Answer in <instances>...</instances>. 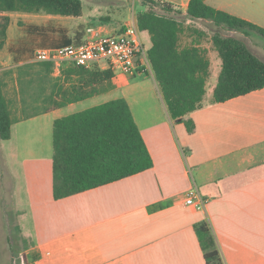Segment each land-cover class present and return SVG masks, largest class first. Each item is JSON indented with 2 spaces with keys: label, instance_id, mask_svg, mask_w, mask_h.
<instances>
[{
  "label": "crops",
  "instance_id": "obj_1",
  "mask_svg": "<svg viewBox=\"0 0 264 264\" xmlns=\"http://www.w3.org/2000/svg\"><path fill=\"white\" fill-rule=\"evenodd\" d=\"M81 1L80 18L9 16L0 52V79L14 119L11 138L0 143V240L4 239L9 261L16 253L27 264H206L195 231L196 225L206 222L224 264H264V89L213 103L217 84L209 92L207 85L213 76L219 79L222 61L214 56L215 48L205 47L204 32L197 30L198 22L205 20L189 19L191 0L166 1L182 10L176 17L183 23L181 47L200 46L210 61L204 106L185 118L192 123V132L185 121L172 119L150 65L139 64L138 76L150 75L146 81L133 82L114 73L93 97L46 113H40L45 106L37 105L42 96L23 97L17 68L25 60L31 62L38 50L81 44L89 27L110 35L123 33L129 26L138 27L137 16L146 10L139 0H132L131 8L139 7V12L129 13L128 8L122 17L121 9L126 8L125 1L129 7L130 0ZM207 4L264 28V0H207ZM139 35L148 55L151 37L148 32ZM228 36H238L264 61V44L255 37L239 32ZM9 72L15 79L11 91L3 79ZM121 98L129 104L153 167L56 200L54 122ZM191 189L207 200L204 210L186 205ZM15 199L24 200L23 210H16ZM16 216L32 223L28 245L23 222L17 224Z\"/></svg>",
  "mask_w": 264,
  "mask_h": 264
},
{
  "label": "trees",
  "instance_id": "obj_2",
  "mask_svg": "<svg viewBox=\"0 0 264 264\" xmlns=\"http://www.w3.org/2000/svg\"><path fill=\"white\" fill-rule=\"evenodd\" d=\"M139 1L146 10L138 14L137 26L140 32H148L152 41L147 55L149 64L172 119L184 122L187 116L204 106L210 68L206 50L196 45L181 47L183 23L176 18L182 14L180 7L166 0ZM83 9L81 0H0V52L7 37L10 15L80 18ZM187 12L191 20H205L221 30L264 38V28L216 10L207 4V0H191ZM212 42L222 61L213 103H224L264 89V61L244 41L215 33ZM18 71L21 94L24 96L34 89L36 97L42 96L45 109L40 113L91 98L100 92V87L106 86L114 78L111 70L68 66L58 80H51L54 65L50 63L27 64ZM26 74L32 77L25 80ZM51 81L49 86L52 90L48 93L46 83ZM13 122L0 79L2 141L11 138ZM185 122L189 132H192V123ZM53 146L56 200L137 175L153 167V159L140 129L123 98L57 119L53 128ZM195 231L206 264H224L208 223L196 225Z\"/></svg>",
  "mask_w": 264,
  "mask_h": 264
},
{
  "label": "built area",
  "instance_id": "obj_3",
  "mask_svg": "<svg viewBox=\"0 0 264 264\" xmlns=\"http://www.w3.org/2000/svg\"><path fill=\"white\" fill-rule=\"evenodd\" d=\"M31 63L54 65L57 73L68 66L84 67L86 69L99 68L111 70L114 73H122L133 76L139 70V64L147 67L149 64L144 45L140 39L139 29L129 26L125 32L110 35L105 34L98 27H89L86 30V38L79 45L38 50ZM186 205L202 211L207 200L196 189L187 193ZM15 264H27L25 258L20 255Z\"/></svg>",
  "mask_w": 264,
  "mask_h": 264
},
{
  "label": "rangeland",
  "instance_id": "obj_4",
  "mask_svg": "<svg viewBox=\"0 0 264 264\" xmlns=\"http://www.w3.org/2000/svg\"><path fill=\"white\" fill-rule=\"evenodd\" d=\"M84 2L86 1V0H83ZM125 5H126V8L125 9H121V16L122 17H125L126 15H127V13H128V8H129V13H130V11H133L134 13L136 12V13H138L139 12V10H140V8L139 7H134V10H133V8H131V7H133L134 5L132 4V0H130V3H129V7H128V3L126 4V1H125V3H124ZM85 11H87V9H85ZM31 16V18H33V16L32 15H30ZM71 20H73V19H71ZM82 23H85L86 24V22L85 21H81ZM24 23L22 22V21H19L18 22V26L19 27H23L24 25H23ZM17 28V27H16ZM18 29H14V31H17ZM197 30L198 31H203L204 32V39H205V47L207 48V49H214V46H213V42H212V37L214 36V34L215 33H222L224 36H228V35H230V31H228V30H221L220 28H218V27H216V26H214V24L213 23H211V22H206V21H199L198 22V24H197ZM22 32V34H24V31H21ZM26 33H27V31H26ZM242 34V33H241ZM206 35V36H205ZM243 35V34H242ZM236 38L238 37V36H235ZM255 40H259L260 42H262L263 44H264V38L263 37H261V36H256L255 37ZM79 45V44H78ZM252 47V46H251ZM216 52V51H215ZM214 52V56L217 58V60H219V62H221L220 61V58H219V56H218V53L216 52L215 53ZM215 60V59H214ZM27 64H37V63H31V62H28L27 63V60H25V62H23V64L21 65V66H19L18 68H17V80H18V82H19V69L21 68V67H23V66H25V65H27ZM95 68V67H94ZM63 72V71H62ZM118 73H120V72H118ZM143 75L141 76V77H139L138 75H139V73L137 72V73H135V77H132V76H130V75H126L127 76V78H132L131 80L133 81V82H143V81H146L148 78L147 77H149L150 75L149 74H145V73H142ZM61 75H62V73H57L56 72V70L54 69V71H53V73H52V75H51V80H58V78H60L61 77ZM32 76H30V75H25L24 76V79L25 80H27V79H29V78H31ZM4 80H7L9 83H8V86L10 87L8 90H12L11 89V84H13L14 83V81H15V79H14V77L12 76V72H9V73H7V74H5V76H4V78H3ZM52 82L53 81H51V82H48V83H46L47 84V86H48V89H47V91H48V93H50L51 92V90H52V88L49 86L50 84H52ZM217 82H218V76L215 78L214 76L212 77V79L209 81V84L207 85V91L209 92V91H211V89L212 88H214V86L217 84ZM34 88H36V85L34 86ZM27 93H34L35 94V91H34V89L32 90V89H30L29 90V92H27ZM24 97V96H23ZM32 98H33V96H32ZM40 104V106H45V104H42V103H38L37 105H39ZM46 105H49V104H46ZM13 107V109H16L17 108V103H14V105L12 106ZM15 114H17V112L15 113ZM21 124L19 125V127H18V129H16V131L17 130H19L20 128H21ZM0 143H2L3 144V142H2V140L0 139ZM23 201L24 200H20V199H15V200H12V202L14 203V206L16 207V210H18V211H20V210H23V207H22V203H23ZM15 220H16V222H17V224L18 223H20V225H21V223L23 222V224H22V227L21 228H23V230H24V232H23V235H24V243H25V245H28L31 241H32V238L30 237V235H31V233H32V223H31V221H30V219L28 218V217H24V218H21V217H19V216H16L15 217ZM13 225V224H12ZM14 226H17V225H14ZM12 227L11 226V228L13 229V230H15L14 228L15 227ZM1 227H2V221H1V217H0V229H1ZM1 230H0V239H1ZM13 233V232H12ZM14 234V233H13ZM31 239V240H30ZM3 246H4V239L3 240H0V264H15V261L19 258V254H14V256L12 257V259L9 261V258H8V256H7V254L4 252V249H3Z\"/></svg>",
  "mask_w": 264,
  "mask_h": 264
}]
</instances>
